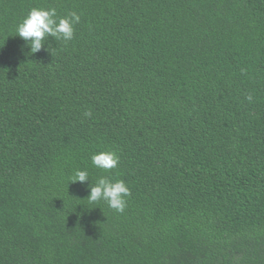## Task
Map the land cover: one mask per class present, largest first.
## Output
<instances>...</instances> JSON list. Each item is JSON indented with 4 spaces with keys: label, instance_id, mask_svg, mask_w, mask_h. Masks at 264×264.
Wrapping results in <instances>:
<instances>
[{
    "label": "trees",
    "instance_id": "obj_1",
    "mask_svg": "<svg viewBox=\"0 0 264 264\" xmlns=\"http://www.w3.org/2000/svg\"><path fill=\"white\" fill-rule=\"evenodd\" d=\"M34 7L74 38L30 53ZM0 264H264V0H0Z\"/></svg>",
    "mask_w": 264,
    "mask_h": 264
},
{
    "label": "clouds",
    "instance_id": "obj_2",
    "mask_svg": "<svg viewBox=\"0 0 264 264\" xmlns=\"http://www.w3.org/2000/svg\"><path fill=\"white\" fill-rule=\"evenodd\" d=\"M81 21V15L71 11L65 16H58L57 10L53 8L34 7L28 11L26 16L18 23L16 32L35 54L45 47L48 37L57 40L71 41L74 38L75 28ZM247 99L251 102L253 97ZM85 117H91L90 111L84 113ZM93 166L108 172L118 167L120 157L115 150H103L91 157ZM72 183H88L90 189L87 199L90 203L106 201L108 206L116 212L123 213L127 207V198L131 191L122 179H113L102 175L93 184L89 178L87 169H77L73 175Z\"/></svg>",
    "mask_w": 264,
    "mask_h": 264
}]
</instances>
